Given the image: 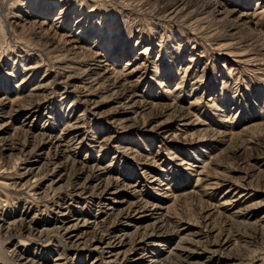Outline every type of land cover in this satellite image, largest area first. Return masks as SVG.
Instances as JSON below:
<instances>
[{
  "label": "rangeland",
  "instance_id": "374dc122",
  "mask_svg": "<svg viewBox=\"0 0 264 264\" xmlns=\"http://www.w3.org/2000/svg\"><path fill=\"white\" fill-rule=\"evenodd\" d=\"M182 1L188 8L171 19ZM59 37L80 55L61 62ZM90 52L99 55L101 73L131 74L139 99L173 102L190 115L156 130L168 119L159 110L116 133L111 124L123 119L121 106L107 90H85L91 85L83 71L96 68ZM17 92L34 94L38 107L9 112ZM7 93L0 264H264V126L244 131L264 125V0H0V100ZM83 94L92 102L73 104ZM83 117L78 141L60 151L70 161H54L59 151L46 145L38 157L33 136L45 133L41 145L50 143L68 120ZM9 137L17 144L12 152L1 141ZM206 164L210 180L196 185ZM96 171L124 191L97 197ZM88 179L87 193H77ZM174 197L180 201L167 215L153 216L164 212L167 230L146 231L135 210L127 219L110 217L133 202L152 208Z\"/></svg>",
  "mask_w": 264,
  "mask_h": 264
},
{
  "label": "bare ground",
  "instance_id": "6f19581e",
  "mask_svg": "<svg viewBox=\"0 0 264 264\" xmlns=\"http://www.w3.org/2000/svg\"><path fill=\"white\" fill-rule=\"evenodd\" d=\"M180 1H178V3H179ZM189 2V1H188ZM188 2H185V1H182L181 2V4H180V6H179V8L178 7H176V10H174V13H175V16L174 17H171V19H173V18H178V15L180 14V13H182L183 11H184V9H186V8H188V6H189V3ZM177 5V4H176ZM172 7V6H171ZM174 7V6H173ZM205 7V6H204ZM68 8L67 7H65V9L64 10H67ZM50 10V8H48V11ZM64 10L62 11V13L64 12ZM158 10V9H157ZM172 10V9H171ZM204 10V9H203ZM212 10H215V9H212ZM169 11V10H168ZM217 11V10H216ZM186 13V12H185ZM216 13V12H215ZM220 13V12H219ZM222 13V12H221ZM173 14V13H172ZM247 13H244L243 15H246ZM167 15H168V12H167ZM174 15V14H173ZM181 15V14H180ZM179 15V16H180ZM211 15L212 16H215V15H213L212 13H211ZM169 16V15H168ZM172 16V15H171ZM188 18V17H187ZM59 19V18H58ZM185 19V18H184ZM44 24L42 23L41 24V26H43ZM14 33V32H13ZM78 36V35H77ZM56 38V37H55ZM54 38V39H55ZM59 39H60V37H59ZM57 40V39H56ZM76 41H78V40H76ZM73 42L72 41H68V40H66L65 38H62L61 37V39H60V41H59V46L60 45H63V47L65 48V50H66V55L65 56H63L62 58H60L61 60V62H62V60H67V56H68V54L70 53V54H76V55H80V53L81 52H79V51H81V50H79L78 48H80V47H77V46H74L73 44H72ZM54 43L51 41V42H49L48 43V46L47 47H45V49L46 50H49L48 49V47H50V46H52ZM43 46V45H42ZM80 46V45H79ZM26 47H29V46H26ZM55 47V46H54ZM60 49V48H59ZM81 49V48H80ZM79 50V51H78ZM88 51V50H87ZM86 51V52H87ZM84 52V51H83ZM56 53V52H55ZM85 53V52H84ZM90 54H92L94 57H90L93 61H94V63H93V66L94 67H96V68H92V67H88V68H85L86 70H84L83 72H84V76H86V77H84L85 78V82L87 81V83H89L91 86L90 87H88V86H86V91L88 92V90L90 91V88L91 89H93L94 91H97V93L98 92H106L105 90H107V92H109V93H111V95H112V97L114 98V100L117 102L116 104H119L120 106H121V108H122V112H124L123 113V119L121 120V121H119V123L117 122V123H113V121H112V124L111 125H113V124H115V126H112V127H114V128H116V133L118 132V129H119V126H120V128L122 127L123 129H130V128H133L135 125H136V123H137V119L140 117V116H142V118L144 119V122H146V120L148 119V118H151V116H153V115H156V111H159V110H161V111H163L162 113L164 114V115H167V121H164L163 123H161L160 125H158L157 126V128H156V130L157 129H159V128H164L163 126L164 125H167V124H171L172 123V121H173V119L175 120V119H177V118H180V119H183V118H187L189 115H190V113L188 112H185L184 110H182V109H178V107L173 103V102H167V103H163V104H161V105H159V104H154V103H148L147 102V100H145V98L144 97H141L140 99L138 98V96H139V94L137 93V90H136V84H138V82L137 83H135L134 81H131L130 80V75L129 74H126L125 72L124 73H120V72H118V71H116L115 69H112V70H105V72H102L101 73V71H99L100 70V68L102 67V61H98V60H96V58L99 56L98 54H96V53H93V52H90L89 53V55ZM86 55V54H85ZM88 55V56H89ZM73 57V56H72ZM72 57H69V58H71L72 59ZM64 58V59H63ZM116 58V57H115ZM115 58L113 59V60H115ZM91 59H89V61H91ZM76 60H77V58H76ZM79 60V59H78ZM68 61V60H67ZM41 62H42V60H41ZM79 62V61H78ZM82 62V61H81ZM83 62H85V61H83ZM38 63V62H37ZM99 63V64H98ZM40 64V63H39ZM49 64V63H48ZM69 64V63H68ZM75 65H76V63H75ZM83 65V64H82ZM66 66V65H65ZM72 66V65H71ZM89 66H90V64H89ZM67 68H69V67H67ZM103 68H107V66L105 67H103ZM102 69V68H101ZM188 70V69H187ZM65 72V71H64ZM60 73V72H59ZM111 73V74H110ZM64 76V75H63ZM67 76V75H66ZM52 77V76H51ZM78 77H79V75H78ZM57 78V77H56ZM83 79V78H82ZM53 80V79H52ZM68 81V80H67ZM72 81V80H71ZM66 82V81H65ZM80 82V81H79ZM61 83V82H60ZM76 83V82H75ZM72 84V83H71ZM81 84V83H80ZM83 84V83H82ZM45 85V84H44ZM47 85V84H46ZM70 85V84H69ZM52 86V85H51ZM80 86V85H79ZM63 87V86H62ZM19 88V87H18ZM50 88V87H49ZM48 88V89H49ZM83 89H84V87H82ZM39 89H43V86H40L39 88H36L35 90H39ZM47 89V88H46ZM75 89V88H74ZM19 90V89H18ZM17 90V91H18ZM22 91V90H21ZM82 91V90H81ZM92 93V92H91ZM93 94V93H92ZM33 95L34 94H30V95H25L23 92H17L16 94H15V98L13 99V100H11L10 102H11V108H10V111L9 112H14L15 111V107H18L19 109H20V107H21V109H23L22 107H28L29 109L31 108V107H33L34 106V104H35V108H37L38 107V104L39 103H36V102H34L33 100H32V98H34L33 97ZM76 95V94H75ZM96 95V94H95ZM74 97V96H73ZM11 98V96H9V94L7 93V95H5V98H3L2 100H0V114L2 115L4 112H5V110H7V108H8V105H7V103L4 101V100H7L8 101V99H10ZM93 99V98H92ZM73 102V104H75L76 102L77 103H81V104H83V105H89L92 101H91V94L89 95V94H83V95H81V96H75V100H73L72 101ZM13 103V104H12ZM93 104V103H92ZM10 106V105H9ZM32 109V108H31ZM87 109V107L85 106V110ZM84 110V111H85ZM94 111V110H93ZM119 111V110H118ZM8 112V113H9ZM115 112H116V109H115ZM7 113V114H8ZM94 113H95V111H94ZM159 114V113H158ZM82 116H84V114L82 115ZM80 119V118H79ZM77 119L76 121H74V122H70L69 120L67 121V122H69V124L66 126V128L65 129H63V132H62V135L61 136H58V137H51L50 138V143H44L43 145H41L43 142H44V140H45V133H41L40 135H35V137L33 136L32 138H33V140H34V142L35 143H37V142H39L38 143V145H35L33 142H31V143H33V145H34V147H35V149H34V151H39V154H38V157L40 158L41 156L40 155H45V153L43 152L45 149H44V146L46 145V146H48V149L50 150V152H51V150H53V151H59L57 154H55V156H52V159L54 160V161H56V160H59V159H64L65 160V158H66V160H69L70 161V159L72 158V155L71 154H67L66 155V153H65V155H64V153H62V152H60L61 151V149L62 148H64V147H66V146H68V145H71L72 143H74V142H77L78 141V139L80 138V136H81V132H83L84 131V129L86 128L85 126H86V121H85V119H84V117L82 118V119ZM115 121V120H114ZM118 125V126H117ZM264 125L263 124H254V125H251L248 129H246V130H244V131H251V130H257V129H259V128H261V127H263ZM2 127L3 126H0V132H2ZM165 128L167 129L168 128V126H165ZM204 131V136H207V134L206 133H208L209 131H208V129H204L203 130ZM47 133V132H46ZM67 134H69L70 136H71V138L69 139V140H67ZM33 135V134H32ZM52 135V134H51ZM49 136V135H48ZM69 136V137H70ZM113 136H114V134H112V136L111 137H107V138H105L104 140H103V144H101V147L102 148H104L102 145H105V146H108V148H109V146L111 145V144H109V142H112V138H113ZM192 138L194 137V135L193 136H191ZM13 140H15V139H13V137H9V138H5L4 140H1L2 141V143H4V146H6V147H8V150L9 151H13L15 148H16V146L15 145H17ZM48 142V141H47ZM1 143V142H0ZM25 144V143H24ZM23 144V145H24ZM2 145V144H1ZM113 145V144H112ZM4 146H3V148H4ZM5 147V148H6ZM70 148V147H69ZM76 148V147H75ZM32 148H30V150H31ZM47 149V148H46ZM23 152H26L25 150H24V148L21 150V153L22 154H24ZM40 152H41V154H40ZM67 153L68 152H70V151H66ZM72 152V151H71ZM31 153V152H30ZM133 154H134V157H136V158H140V156H137L136 155V153L133 151L132 152ZM51 155L52 154H48L47 156L50 158L51 157ZM48 157H46L48 160H49V158ZM61 157H64V158H61ZM51 159V158H50ZM51 159V160H52ZM73 162H75V160L73 159L72 160ZM53 163V162H52ZM57 163V162H56ZM62 163H64V161H62ZM62 165V164H61ZM74 165V164H73ZM64 166H66V163H65V165ZM67 167V166H66ZM72 167V166H71ZM207 167H208V165L206 164L205 165V167H204V169L203 170H201L199 173H198V179H197V184L196 185H198V183L199 182H203V181H206V180H210V179H208V178H206V175H208V174H206L207 173ZM78 170V169H77ZM94 170V169H93ZM105 170V169H104ZM103 170V171H104ZM93 175H94V173H93ZM154 177V176H153ZM208 177V176H207ZM210 177V176H209ZM92 179L93 180H96V185L94 186V188L92 189V191H99V193L97 194L98 196L97 197H102V196H104V195H108L109 194V192H111L112 191V189L113 190H115V188L117 189V191H119V192H122V191H124V188H122V187H120V189H119V186H121V185H119L118 184V181H116L115 183L113 182V180L110 178V175L108 176V173H107V171H105V172H102V171H96V174L92 177ZM154 180H156V178L154 179ZM158 180V179H157ZM89 179H88V181H87V183L85 182V183H82V185H81V188H75L76 190H77V193H79V194H84V193H87L86 191H87V188H88V186L90 187L91 185H89L90 183H89ZM79 183V182H78ZM91 183H92V181H91ZM162 183V182H161ZM79 185V184H78ZM103 185H105V186H103ZM101 186H103V189H101ZM127 186V185H126ZM234 187V186H233ZM128 188H133L132 186H130V187H128ZM170 187L169 186H167V189H169ZM232 189V188H231ZM133 190V189H132ZM117 191H114L112 194L114 195V194H116L117 193ZM194 192V191H193ZM95 193V192H94ZM133 194H138L137 193V191L136 190H133ZM193 194V193H192ZM87 195V194H86ZM94 195V194H93ZM92 195V196H93ZM95 195H96V193H95ZM168 195V194H167ZM134 196H136V195H134ZM169 196V195H168ZM168 196H166V197H168ZM123 200V199H122ZM178 201H180L179 199H177V197L175 198L174 197V199H173V203L172 204H169L168 202L169 201H166V200H163V204L164 205H160V206H153L152 208L149 206V203L148 202H142V201H138V202H133V203H131L130 204V207H129V209L127 208V212H125V210L123 209H121V210H118V211H113V212H111V214H110V217L111 216H114L115 218H116V220L117 219H119V218H121V219H127L128 217H129V214H130V211H134L135 210V212L137 213H139V214H141L142 216L141 217H139V219H145V220H147L148 221V224L147 223H145V224H147L145 227H144V229L146 230V231H148V230H150L151 228H152V231H154V230H156V229H160V231H162V230H165L166 228L165 227H167L166 225H168V223H166L167 222V218H166V215H167V213H169V209L170 208H172V206H174V204H176ZM226 204V203H225ZM253 205H251V207H252ZM255 206H257V205H254V207ZM249 207V206H248ZM149 208V209H148ZM214 208V207H213ZM140 210H142L141 212H140ZM158 210H163V211H166V215H165V213L163 212V213H159L160 215H158V217L157 218H155V217H153L155 214V212L156 211H158ZM248 210V209H247ZM148 211H151V212H149V213H151V214H149V213H147ZM160 212H162V211H160ZM134 213V212H133ZM134 215V214H133ZM207 218H209V217H207ZM99 221V220H98ZM208 221V220H207ZM117 223H119V222H117ZM99 223H97V225H98ZM144 224V225H145ZM100 226V225H99ZM116 226H118V225H116ZM77 227V224H73L72 225V227L71 228H76ZM68 228H70V227H68ZM170 228V227H169ZM106 230V229H105ZM138 230V229H137ZM167 230V229H166ZM121 231V230H120ZM123 231V230H122ZM45 232V231H44ZM133 233V232H132ZM134 233H136V231H134ZM140 233V232H139ZM138 233V234H139ZM47 234V233H46ZM121 234V233H120ZM144 234V233H143ZM77 235V234H76ZM83 235V234H82ZM115 235V234H114ZM142 235V234H141ZM141 235H139V236H141ZM146 235V234H145ZM149 235V234H148ZM151 235V234H150ZM156 235V234H155ZM158 235V234H157ZM117 236V235H116ZM120 236V235H119ZM131 236V234H129V233H125V234H123L121 237H124V238H129ZM134 236V235H133ZM138 236V237H139ZM135 237H136V235H135ZM116 238V237H115ZM120 238V237H119ZM118 238V239H119ZM142 238H145V237H142ZM111 240H112V238H110ZM122 239V238H121ZM121 239H119V240H121ZM100 241H101V243L100 244H102V242H103V239H102V237H101V239H99ZM117 240V239H116ZM128 240V239H127ZM129 240H131V239H129ZM190 240V239H189ZM115 241V240H114ZM118 241V240H117ZM132 241V240H131ZM130 241V242H131ZM141 241V240H140ZM183 241V240H182ZM185 241H186V239H185ZM191 242H192V240H190ZM119 242V241H118ZM136 242V241H135ZM185 243V242H184ZM195 243V242H194ZM98 245H99V243H97ZM97 244H95V246L97 245ZM112 244V242H109V243H107V246L108 245H111ZM130 244V243H129ZM184 247V246H183ZM96 248H99V246H97ZM101 248V247H100ZM99 248V249H100ZM107 248V247H106ZM97 250V249H96ZM137 251V250H136ZM195 251V250H194ZM197 253V252H196ZM116 254V253H115ZM105 256V255H104ZM128 256V255H127ZM60 258V257H59ZM117 259V258H116ZM156 261H152L151 262V264H154ZM158 263V262H157ZM55 264H58V263H55Z\"/></svg>",
  "mask_w": 264,
  "mask_h": 264
}]
</instances>
